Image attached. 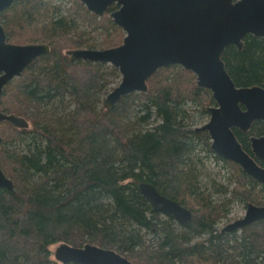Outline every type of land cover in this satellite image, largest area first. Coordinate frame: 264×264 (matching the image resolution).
<instances>
[{
  "label": "trees",
  "instance_id": "16d2710c",
  "mask_svg": "<svg viewBox=\"0 0 264 264\" xmlns=\"http://www.w3.org/2000/svg\"><path fill=\"white\" fill-rule=\"evenodd\" d=\"M114 8L98 16L80 0H13L0 13L8 41L50 47L1 95L0 109L28 126L0 122V168L14 183L0 188V264H79L51 258L50 246L61 242L114 249L137 264H264V219L232 231L216 226L235 199L263 205L264 186L216 154L195 126L196 114L214 105L211 91L171 64L146 80L145 92L107 110L102 98L118 69L66 53L119 45ZM221 58L237 86L264 85V37L247 34ZM234 132L251 153L249 138L264 135V120ZM211 154L231 168L225 184L208 179ZM142 181L188 208L191 220L153 210ZM145 232L153 241L143 250Z\"/></svg>",
  "mask_w": 264,
  "mask_h": 264
},
{
  "label": "water",
  "instance_id": "95a60500",
  "mask_svg": "<svg viewBox=\"0 0 264 264\" xmlns=\"http://www.w3.org/2000/svg\"><path fill=\"white\" fill-rule=\"evenodd\" d=\"M13 0H0V13ZM102 16L109 11L112 21L124 31L122 42L109 48H74L66 53L74 60L103 62L115 66L120 81L102 101L109 110L123 96L146 91V80L160 67L178 64L190 70L199 87L211 91L214 105L208 120L197 129L210 137L211 149L239 165L247 175L264 186V135L250 136L251 153L246 151L234 129L247 132L254 121L264 120V85L237 86L225 69L221 55L228 45L241 49L247 34L264 37V0H80ZM44 43L16 44L7 40L0 22V103L4 86L37 57L48 53ZM25 128L28 122L0 109V122ZM2 136L0 134V146ZM13 181L0 168V188L13 190ZM138 189L153 210L171 215L180 224L191 220V211L162 195L149 182ZM264 219V205L248 202L243 217L221 231L238 230ZM53 257L59 263L137 264L114 249L86 243L76 247L58 243Z\"/></svg>",
  "mask_w": 264,
  "mask_h": 264
},
{
  "label": "rangeland",
  "instance_id": "374dc122",
  "mask_svg": "<svg viewBox=\"0 0 264 264\" xmlns=\"http://www.w3.org/2000/svg\"><path fill=\"white\" fill-rule=\"evenodd\" d=\"M122 34L124 36V34H125L124 31H122ZM102 36L103 35H101V38H102ZM98 39H100V37ZM95 48L101 49L102 47L96 46ZM119 81H120V78L118 81H116L115 83H113L111 85V88L116 86ZM104 97H105V95L103 96V98ZM103 98H102V101H103ZM196 116L197 117L195 118L196 119L195 126L200 127L201 125H203L208 120L209 114L208 115L196 114ZM207 162H208L207 163L208 164V167H207L208 170L206 171V174H207V176H209L208 179H209L210 183L212 184V182H213L212 180L214 179L215 180L214 186H216L219 182L222 184H225V182H227V180H226L227 176H229L232 173L230 166H227V164L225 162H223L222 160L216 159L213 155H212V157H209ZM229 207H230L229 212L217 221V225H216L217 228L221 229L224 226H226L228 223H230V222H232L238 218L243 217V215L245 214L246 203L240 202L237 199H235L233 202H231ZM143 236H144V239L146 240L144 242V248H142L144 250L145 248H147V249L149 248L150 243L153 241V237H152V235L147 234L146 232L144 233ZM56 246H57V243L51 245L49 248L50 252H51V258L52 259H54L53 252H54V249ZM131 261L134 262V260L132 258H131Z\"/></svg>",
  "mask_w": 264,
  "mask_h": 264
},
{
  "label": "bare ground",
  "instance_id": "6f19581e",
  "mask_svg": "<svg viewBox=\"0 0 264 264\" xmlns=\"http://www.w3.org/2000/svg\"><path fill=\"white\" fill-rule=\"evenodd\" d=\"M213 191H214V189H213Z\"/></svg>",
  "mask_w": 264,
  "mask_h": 264
}]
</instances>
